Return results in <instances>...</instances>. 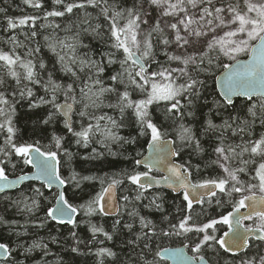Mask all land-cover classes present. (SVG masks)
<instances>
[{
  "label": "snow or ice",
  "instance_id": "obj_1",
  "mask_svg": "<svg viewBox=\"0 0 264 264\" xmlns=\"http://www.w3.org/2000/svg\"><path fill=\"white\" fill-rule=\"evenodd\" d=\"M22 3L37 14L13 17L0 7V31L7 34L0 41L9 45L7 51L0 48V227L15 235L22 254L30 257L38 251L37 264H49L44 258L53 253L39 230L48 229V240L61 243L51 235L49 225L54 221L58 233L61 226H71L72 253H80V244L95 242L98 233L107 241L122 237L120 248L126 259L109 247H99L94 253L97 264H105L109 257L113 264H157L159 251L153 260L146 258L157 236L184 238L183 249L171 253L180 264H236L237 259L239 264H264L260 254L264 247V0H51L50 8L46 0ZM66 17L63 27L55 22ZM41 35L43 45L37 39ZM44 47L53 54L51 69L39 56ZM225 58L231 63H225ZM114 65L118 70H112ZM57 71L70 82H61ZM209 79L215 84L212 92ZM37 85L44 95L36 96ZM234 98H241V103ZM23 100L29 101V108L47 106L46 116L38 123L62 122L82 148L96 143L116 156L119 153L111 145L123 147L135 144L137 136L149 137L154 155L145 158L144 166L150 171L163 164L166 175L157 180L135 168L113 175H82L72 167L75 154L64 146L71 142L55 129L46 151L17 138L14 118ZM105 108L118 115H97ZM73 116L80 117L79 128ZM124 127H135L137 136L120 135ZM39 130L47 132L46 127ZM170 131L173 138L166 139ZM184 149L189 159L174 163L172 158L180 157ZM61 151L63 163L58 159ZM103 154L93 148L81 159L95 160ZM13 156L36 172L9 179L8 166L17 167ZM194 158L222 174L192 183L191 170L201 169V162L194 164ZM134 163L139 166L142 161ZM65 165L66 177L61 172ZM33 180L41 181V186L20 187ZM91 181H99L101 190L83 204L70 203L61 191L54 207L42 206V187L58 183L80 188ZM161 182L174 192L182 190L180 205L165 208L158 192L148 194ZM13 189L16 195H8ZM213 203L230 204L232 211L218 214L217 219L207 211ZM242 208L248 211L242 213ZM41 210L42 217L37 215ZM142 210L159 214V219L142 215ZM81 211L89 217L87 221L76 219ZM16 215L24 217L23 223L9 219ZM94 215L115 217L111 231L92 223ZM246 220L254 222L244 225ZM81 223H87L92 233L87 242L74 230ZM221 224L228 225V231L217 236ZM250 241L260 246L255 256L245 252ZM99 243L103 245L104 240ZM221 250L232 257L225 259ZM12 251L0 243V255L8 257ZM56 264L62 261L58 258Z\"/></svg>",
  "mask_w": 264,
  "mask_h": 264
},
{
  "label": "trees",
  "instance_id": "obj_2",
  "mask_svg": "<svg viewBox=\"0 0 264 264\" xmlns=\"http://www.w3.org/2000/svg\"><path fill=\"white\" fill-rule=\"evenodd\" d=\"M51 0H46V7L50 8ZM0 7H5L8 9V15L13 17H20L23 15L28 14H37L34 9L28 7L27 5H24L22 3V0H0ZM67 17L66 18H56L57 23H61V26L65 23H67ZM3 20V14H0V21ZM17 32H19V29H17ZM44 34V33H43ZM5 33L0 31V37H5ZM20 39H23L22 36H20ZM37 39L40 41L41 45H43V39L42 35L38 36ZM87 43V41H85ZM0 48L4 49L5 51L8 50L9 45L4 44L2 41H0ZM20 51L21 55H23L24 50H18ZM41 58L44 59L46 65L51 69L52 65L49 60V57H52L53 54L48 51L46 47L42 48L41 53L39 54ZM246 56H242L241 58H244ZM161 60H163V57H160ZM225 63H230L226 58L224 60ZM56 68L59 69V64L56 65ZM119 66L114 65L112 70H118ZM111 71V70H110ZM217 74H219L220 70H216ZM55 76L57 78H63L61 82L68 83L70 80L64 76V73L57 71ZM46 78V77H45ZM105 80L107 82V76H105ZM208 89L209 92H212L213 89H215V84L213 80H208ZM34 92L37 97L44 95L43 90L37 85L34 87ZM123 90L121 86V91ZM133 98H138L135 94L133 95ZM60 101H63V97H60ZM114 101V98H113ZM61 102V103H62ZM28 100L20 101V103L17 105V111L16 116L14 118V123L17 129L19 130L17 132V138L23 142L35 144L36 146H39L41 148V151L48 150L49 146L51 145V133L55 129V131L59 134H63L66 136V139L70 141L71 143H65V147L69 149V151H72L75 155L73 157V164L72 167L77 171L80 172L82 175H98V176H104L105 173L109 175L121 173L124 170L131 171L133 168H135L138 172H144L141 168L137 167L134 163L135 160H138L144 153L146 146L148 144V137L144 136H137V131L135 127H124L119 130L120 135L122 136H137V141L135 144H129L124 145L123 147H119L118 145H111L112 151L119 153V155L112 156L108 155L107 150L105 148H101L99 152H103L104 154L100 156L98 159L85 161L82 160V156H87L91 150L84 149L82 147H79L75 144L74 138L71 136V134L66 133V131L63 129L62 122L57 123L55 125H47L44 126L42 124H39L38 121L44 116H46L48 107H39V108H29L28 107ZM235 103L239 104L241 103V100H235ZM99 112H107L108 115L117 116V112H114L111 109H103ZM155 114V113H154ZM60 121H62V118H58ZM73 120L75 121V116H73ZM216 122H219L218 120ZM47 128V132L40 131L39 129ZM261 129L259 127L256 128V132L259 133ZM173 135L170 131V135L166 138H173ZM3 142V134H0V143ZM38 142V143H37ZM239 142V141H237ZM179 144V141H177V145ZM176 146V145H174ZM52 150H55L54 148ZM58 159L61 160L63 163L64 160V153L61 151L58 155ZM187 159H189L188 155V149H184L182 151V154L180 157H176V161L178 163H184ZM204 161L208 160V157L205 156ZM13 162L17 163V167L15 169H12L9 165L7 168V174L9 177L17 176L19 174H23L27 171H29V166L25 165L23 163V159L17 156L12 157ZM201 162L199 158H194L193 163ZM192 175L191 180L193 183L202 182L203 180L209 179V178H215L218 174H222V170L213 167L205 168L203 162H201V169L199 172H197L194 168L191 170ZM62 175L65 177L68 175V168L65 165L61 168ZM242 178H244L242 176ZM29 184L40 187L41 185L29 182L24 184L21 188H26ZM127 182L125 183L124 187H127ZM41 190L44 192V198L42 201V206H51L54 201L55 193L53 190H45L44 187L41 188ZM101 190V186L99 181H91V182H83L80 185V188H75L70 185H65L64 192L66 198L69 200L70 203L74 205L83 204L85 201H87L91 196H94L96 193H98ZM158 192L165 200V208L172 209L174 205H180L182 202V195H173L166 191H151L149 190V195L152 193ZM120 193H118L119 195ZM8 195H16L15 192L8 193ZM227 199V198H225ZM123 203V201H121ZM144 203H147V201H144ZM198 207V206H197ZM232 210V206L230 204L225 203L223 206H216L215 203L211 207L207 208L208 214L211 216H215L217 219H219L220 213L227 214L229 211ZM142 215H148L153 220L159 219V214L157 213H151L149 214L146 210L141 211ZM38 216H43L44 211L41 210L39 213H37ZM9 219H17L20 220L21 223H23L24 217L22 215H16V216H9ZM76 219L78 221H87L89 217L84 216L83 212H78ZM114 218H106L100 215H94L91 217V221L94 224L103 225L105 230L111 231V225ZM125 219H127V216L125 215ZM49 227L51 228V235H56L58 240L61 241V243L53 244L48 240L49 232L48 229H40L39 235L43 236L45 240L48 242V246L51 249L53 255L45 257L49 264H56L57 259L59 258L62 261V264H97V257L94 254L95 250L99 247H109L113 251L118 253V256L120 259H126L124 256V252L121 251L120 248V242L122 237L119 235L114 236L113 241H107L105 240L104 236L102 234H97L96 241L91 244H80L78 247L80 249V253H72L70 251L71 246H75V242L69 237V229L71 226H61L60 232L58 233L56 231V223L50 222ZM166 227V225H165ZM217 236H221L225 230L226 225H218L217 226ZM136 229H139V225H136ZM78 236L84 240L85 242L91 240L92 233L89 231L87 223H81L78 228L74 229ZM28 243L31 242V240L28 237L24 238ZM100 240H104V244L101 245L99 243ZM19 241L15 237L14 234H10L9 231L6 228L0 227V243H5L9 246L10 249L13 251L11 252L9 260H6V264H37L38 261L41 259V253L40 252H33L30 257H26L24 254H22V251L16 247L17 243ZM184 238L177 237V236H171V237H165V236H157L153 243H152V252L147 255L148 260H153L154 253L157 251H161L164 248H170V247H178L183 246ZM250 243V249H246L245 252H248L250 256L257 255V249L260 247L257 244H253L252 241ZM89 249H92L91 253L89 252ZM124 251H127V249H124ZM187 253L189 255H192V252L190 249H186ZM260 254H264V247H260ZM221 255L225 256V259H230L232 256H229L228 254H224L221 250ZM155 260L157 261V264H166L165 262L158 259V256H155ZM105 264H113V258H107L105 259ZM236 264H239V260L237 259Z\"/></svg>",
  "mask_w": 264,
  "mask_h": 264
},
{
  "label": "water",
  "instance_id": "obj_3",
  "mask_svg": "<svg viewBox=\"0 0 264 264\" xmlns=\"http://www.w3.org/2000/svg\"><path fill=\"white\" fill-rule=\"evenodd\" d=\"M243 59H247V57L246 58H243ZM217 92L219 91L218 89L216 90ZM235 100H238V99H240L241 100V98H234ZM62 118V117H61ZM63 119V118H62ZM32 155L33 156H35L36 155V153H32ZM154 155V153L152 152V150L149 148V146L147 145V147H146V151H145V154L140 158V159H138V160H141L142 161V163L138 166V167H141V168H143V169H147L148 171H149V169L148 168H146L145 166H144V163H143V161L145 160V158H148V157H152ZM172 161L174 162V163H177V161H176V157H173L172 158ZM30 166V171L29 172H27V173H24V174H28V175H33L35 172H36V169L32 166V165H29ZM150 173H153V172H156L157 174H159L161 177H159V178H156L157 180H161V178L164 176V175H166V172L164 171V165L163 164H156V165H154L152 168H151V170L149 171ZM20 175H22V174H20ZM19 176V175H18ZM150 176V175H149ZM17 177V176H16ZM16 177H9V179H16ZM151 177V176H150ZM190 179V178H189ZM191 181V180H190ZM29 182H36V183H39V184H41V181H38V180H33V181H25L24 182V184H26V183H29ZM24 184H22L20 187H22ZM64 186L65 185H59L58 183H54V184H52L50 187H45V189H47V190H49V189H53V190H55L56 191V197H57V195L61 192V191H63L64 190ZM150 190H164V191H166V192H170V193H172V194H174V195H178V194H180V193H182V190H181V192L180 193H178V192H174V191H172V189L171 188H169L165 183H163V182H161V184L158 186V187H156V186H154L152 189H150ZM16 190L15 189H13V190H9L8 191V193H11V192H15ZM7 193V194H8ZM56 197H55V200H54V204H53V207L56 205ZM248 211V209L247 208H242V209H240V212H242V213H244V212H247ZM236 214H234V216H235ZM106 218H114V217H106ZM54 222V221H53ZM243 229H241V231H242ZM177 249H183V247H180V248H167V252H165L164 250H162V251H160V255L158 256L160 259H162V260H164V261H166L168 264H180V260L179 259H173L172 257H171V253L173 252V251H175V250H177ZM184 252H185V254L186 255H188L187 253H186V251H185V249H184ZM230 256H232V254L231 253H228ZM189 256V255H188ZM7 259V257H5V256H2V255H0V262H3V261H5Z\"/></svg>",
  "mask_w": 264,
  "mask_h": 264
},
{
  "label": "rangeland",
  "instance_id": "obj_4",
  "mask_svg": "<svg viewBox=\"0 0 264 264\" xmlns=\"http://www.w3.org/2000/svg\"><path fill=\"white\" fill-rule=\"evenodd\" d=\"M48 31H51V30L49 29V30L45 31L44 34H47ZM58 34H59L61 37L64 36V32H62V31L58 32ZM59 102L61 103L62 101L59 100ZM43 107H47V106H43ZM103 113H104V112H97V115H101V114H103ZM75 121L77 122V128H79L80 117H79V116H75ZM148 138H149V137H148ZM115 145H116V144H115ZM93 148H95L97 151H99V150L102 151L101 148H104V147H102V145H100V144L93 143V144L89 145L88 148H84V149H87V150L89 149V150L92 151ZM91 151H90V152H91ZM237 198H238V197H237ZM253 222H254V221H252V220H247V221L245 222V225H252ZM9 258H10V256H9ZM0 264H6V263L3 262V263H0Z\"/></svg>",
  "mask_w": 264,
  "mask_h": 264
}]
</instances>
